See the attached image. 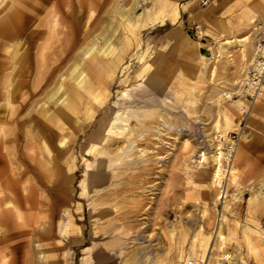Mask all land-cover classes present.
Segmentation results:
<instances>
[{
	"label": "rangeland",
	"instance_id": "obj_1",
	"mask_svg": "<svg viewBox=\"0 0 264 264\" xmlns=\"http://www.w3.org/2000/svg\"><path fill=\"white\" fill-rule=\"evenodd\" d=\"M14 5L0 27V264H264V94L244 85L256 15L240 9L230 44L186 26L178 56L161 45L169 26L145 29L159 18L147 0H0V25ZM219 133L239 137L226 199Z\"/></svg>",
	"mask_w": 264,
	"mask_h": 264
},
{
	"label": "crops",
	"instance_id": "obj_2",
	"mask_svg": "<svg viewBox=\"0 0 264 264\" xmlns=\"http://www.w3.org/2000/svg\"><path fill=\"white\" fill-rule=\"evenodd\" d=\"M147 2L151 3V8L149 10L155 11L159 18L145 27V29L155 25H158L160 28L169 26V28H164L160 34L161 45L163 49L176 51V55L178 56L180 55L183 44L185 45L187 41L190 43L193 41L185 32L186 26L193 27L195 24H202V34H204V36L210 39L221 38L223 36L232 37L228 38L231 40L226 39L224 42V44H230L235 37V31L230 26L233 25V21L241 18L239 13L240 9H246L248 16L245 21H249V18L253 17L251 14H255L258 19L264 15V0H217L216 2L213 1L214 3H212V5H209L214 6L216 3L217 7L203 10L198 8L195 3L196 0H147ZM175 9L179 12L176 21L171 17ZM220 16H224V18ZM235 40L242 45L241 42L247 40V37L236 38ZM196 48L199 49V47ZM245 49L247 54H249V51L252 49L250 53L252 54L253 46H251L249 42L245 45ZM175 60L173 64L180 65L186 63L183 58H176ZM192 61V65H195L197 63V58H194ZM3 176L4 175L0 171V179L3 178ZM2 183V180H0V193ZM3 202V198H0V205ZM10 203L11 205H8ZM6 205L13 206L12 199H8ZM86 247L83 248L84 252Z\"/></svg>",
	"mask_w": 264,
	"mask_h": 264
},
{
	"label": "built area",
	"instance_id": "obj_3",
	"mask_svg": "<svg viewBox=\"0 0 264 264\" xmlns=\"http://www.w3.org/2000/svg\"><path fill=\"white\" fill-rule=\"evenodd\" d=\"M209 0H201L202 5H207ZM195 29L198 30L199 26L195 25ZM253 44H254V59L250 66L247 68L244 76V85L248 87L249 84L253 86V91L250 97H254V100L258 95L264 94V15L257 19L253 27ZM217 148L215 149L216 155L219 156L222 162L223 169H227L234 166L235 154L239 137L237 134L223 135L219 133L216 136ZM221 153V154H220ZM224 172L225 178L227 172ZM224 176L222 184L219 187L220 198H227V190L224 187Z\"/></svg>",
	"mask_w": 264,
	"mask_h": 264
},
{
	"label": "bare ground",
	"instance_id": "obj_4",
	"mask_svg": "<svg viewBox=\"0 0 264 264\" xmlns=\"http://www.w3.org/2000/svg\"><path fill=\"white\" fill-rule=\"evenodd\" d=\"M14 6H15V7H14ZM14 6H13V7H14L13 12H14V13L9 17V20L7 19V21L1 23L0 27H5V28H7L8 26H10V24H12V22L14 21V18L17 17V15H18V10H17L18 7H16V5H14ZM22 6H23V5H22ZM176 6H177V3H176ZM20 8H21V7H20ZM174 8H175V7H174ZM178 13H179V12H177V9H175L174 12L172 13V19H173V20L176 21V19L178 18ZM7 14H8V13H7ZM145 15H146V13L143 12L140 16H138V17L136 18L135 21L142 19L143 17H145ZM7 16H8V15H7ZM122 17L125 19L126 22H128V23L130 24V26H132L131 29H130V32H131L133 35L136 36V34H135V33H136V27H135V25H134V22L132 21L133 18H131V14L129 13V11H127V12H125V13H122ZM126 24H127V23H126ZM127 25H128V24H127ZM110 40H111V39H110L109 37H108L106 40H104V41H105V45H107L108 47H109V42H110ZM107 46H106V47H107ZM243 50H244V49H243ZM251 50H252V49H251ZM251 50L249 51L250 53H251ZM250 53H249V54H250ZM253 53H254V52H253ZM249 54H247V51L245 50V55H249ZM252 55H253V54H252ZM244 58H245V57H244ZM253 58H254V57H253ZM111 61H112V60H111ZM73 73H74V72H73ZM82 73H83V72H82ZM80 76H81V73H79L78 75H76V77L74 78L75 81H77V80L80 78ZM78 81H79V80H78ZM79 82H80V81H79ZM248 87H249V88H248V91H253V86H252L251 84H249ZM249 89H250V90H249ZM143 95H144V94H143ZM64 97H65V96H64ZM258 97H259V96H258ZM257 99H258V98H257ZM243 100H244V99H243ZM256 101H257V100H256ZM243 102H245V101H243ZM247 102H248V101H247ZM60 104H61V103H57V104H56V107H58V108L61 107ZM140 109H141V108H140ZM152 110H153V109H152ZM134 113H135V112H134ZM138 113H139V111H138ZM143 113H144V112H143ZM145 113H147V112H145ZM151 113H152V111H151ZM139 114H140V113H139ZM148 114H150V113H148ZM152 114H153V113H152ZM152 114H151V116H152ZM156 114H159V112L156 113ZM156 114H155V115H156ZM134 115H136V114H134ZM140 115H141V114H140ZM153 115H154V114H153ZM155 115H154V116H155ZM143 116H145V114H144ZM92 117H93V116H91V114H90V112H89V113L87 114V118L90 120V119H92ZM138 117H139V116H138ZM145 117H146V116H145ZM157 117H158V116H157ZM115 118H116V117H115ZM140 118H141V117H140ZM148 118H149V117H148ZM116 119H117V118H116ZM128 119H129V118H128ZM136 119H137V118H136ZM165 119H166V118H165ZM117 120H118V119H117ZM117 120H116V121H117ZM149 121H150V120H149ZM117 122H118V121H117ZM125 122H126V121H125ZM139 122H141V124H142V121L139 120ZM169 122H170V121H169ZM110 123H111V122H110ZM114 123H115V122H114ZM119 123H121V122H119ZM133 123H134V122H133ZM162 123H163V122H162ZM171 123H172V122H171ZM112 124H113V123H112ZM125 124H126V123H125ZM141 124H140V125H141ZM130 125H131V124H130ZM140 125H139V127H140ZM143 125H144V123H143ZM173 125H174V124H173ZM173 125H171L170 123L164 121V126H166L169 130L172 129V126H173ZM111 126H113V125H111ZM131 126H132V125H131ZM135 126H136V125H135ZM117 127H119L120 129H122V128H123V125H122V128H121L120 126H117ZM124 127H125V126H124ZM139 127H138V128H139ZM141 127H142V126H141ZM173 127H174V126H173ZM103 128H104V127H103ZM119 128H118V129H119ZM131 128H132V127H131ZM131 128L129 127V129H131ZM138 128H137V129H138ZM167 128H166V129H167ZM143 129H144V128H143ZM153 129H154V128H153ZM158 129H159V128H158ZM145 130H146V129H145ZM159 130H160V129H159ZM124 131H125V130H124ZM133 131H134V130H133ZM139 131H140V130H139ZM107 132H108V131H107ZM116 132H118V131H116ZM140 132H142V128H141V131H140ZM143 132H145V131H143ZM114 133H115V132L112 131V132H111V135H115ZM126 133H127V132H126ZM126 133H124L123 130H121V132L119 131L118 134H117V133H116V134H117V136H118V135H119V136L122 135V137H123V135H124V138H125L126 141H127V140H129V136H126V135H125ZM130 133H132V132L130 131ZM138 133H139V132H138ZM107 134H108V133H107ZM107 134H106V135H107ZM109 134H110V132H109ZM127 134H128V133H127ZM140 134H141V133H140ZM140 134H139V135H140ZM143 134H144V133H143ZM143 134H142V135H143ZM100 135H101V134H100ZM102 135H103V134H102ZM137 135H138V134H137ZM104 136H105V134H104ZM115 136H116V135H115ZM115 136H114V137H115ZM99 137H100V136H99ZM131 137H132V135H131ZM135 137H136V135H135ZM139 137H140V136H139ZM100 138H101V140H102V137H100ZM120 138H121V137H120ZM120 138H119V139H120ZM140 138H141V137H140ZM117 139H118V138H117ZM130 139H131V138H130ZM101 140H100V141H101ZM133 140H134V141H135V140L137 141L138 139L136 138V139H133ZM117 141H118V140H117ZM117 141H116V139H114V138H110L109 141H108V144H107V145H108V148H111L112 143H113V144H114V143H117ZM122 141H123V140H122ZM126 141H124V144H125ZM101 142H103V141H101ZM104 142H105V141H104ZM104 142H103V143H104ZM129 142H130V143H129ZM129 142H126V143H128L129 145L132 146L133 144L131 143V140H130ZM103 143H102V145H103ZM119 143H120V142H119ZM122 143H123V142H121V145H123ZM136 143H137V142H136ZM100 144H101V143H100ZM107 145H106V146H107ZM117 145H118V144H117ZM119 145H120V144H119ZM129 145H128V148H129ZM134 145H135V144H134ZM99 146H100V145H99ZM115 146H116V145H115ZM115 146H113V147H115ZM124 146H125V145H124ZM83 147H84V146H83ZM88 147H89V146H88ZM95 147H96V146H95ZM95 147H94V148H95ZM117 147H119V146H117ZM139 147H140V146H139ZM94 148H93V149H94ZM115 148H116V147H115ZM119 148H122V147H119ZM128 148H127V150H126V148H125V150L128 151ZM89 149L91 150V147H90ZM103 149H104V148H103ZM103 149H101V150L103 151ZM106 149H107V148H106ZM120 150H121V149H120ZM129 150L132 151L131 148H130ZM92 151H93V150H92ZM98 151H99V150H98ZM107 151H108V150H107ZM131 151H130V152H131ZM94 152H95V151H94ZM103 152H104V151H103ZM103 152H102V153H103ZM118 152H119V151H118ZM130 152H129V153H130ZM133 152H134V151H133ZM116 153H117V152H116ZM116 153H115V154H116ZM131 153H132V152H131ZM142 153H144V152H142ZM100 154H101V153H100ZM132 154H133V153H132ZM144 154H145V153H144ZM220 154H221V153H220ZM93 155H94V154H93ZM93 155H92V156H93ZM96 155H97V154H96ZM104 155H105V152H104V154H103L102 156H104ZM117 155H118V156H117ZM141 155H143V154H141ZM141 155H140V156H141ZM122 156H123V155H122ZM133 156H135V155H133ZM137 156H138V155H137ZM140 156H138V157H140ZM105 157L108 158L106 155H105ZM111 157H112V156H111ZM113 157H114V155H113ZM115 157H117V159H119L120 161H124V160H125L123 157H121V154H120V156H119V154H116ZM115 157H114V158H115ZM93 158H94V157H93ZM101 158H102V157H101ZM103 158H104V157H103ZM103 158H102V159H103ZM114 158H113V159H114ZM218 158H219V157H218ZM91 160H92V159H91ZM111 160H112V159H111ZM115 160H116V159H115ZM115 160H114V161H115ZM119 160H118V161H119ZM133 160H134V158H133ZM144 160H145V159H144ZM118 161H117V162H118ZM134 161H135V160H134ZM217 161H219V159H218ZM87 162H88V161H87ZM101 162H103V161L101 160ZM125 162H126V161H125ZM125 162H124V163H125ZM138 162H139V161H138ZM90 163H91V162H90ZM105 163L107 164V162H105ZM113 163H115V162H113ZM126 163L129 164V162H126ZM143 163H144V162H143ZM94 164H95V163H94ZM130 164H131V161H130ZM100 165H101V164H100ZM123 165H124V164H123ZM134 165H135V164H134ZM97 166H98V165H97ZM106 166L109 167L108 165H106ZM110 167H111V166H110ZM114 167H115V166H114ZM127 167H129V166H127ZM103 168H105V167H103ZM116 168H117V167H116ZM130 170H131V169H130ZM227 170L230 172V178H231L232 180H234V179H235V173H234V170H233V165H232L231 167H229ZM110 171H111V170H110ZM115 171H116V170H115ZM225 171H226V170L223 169L222 165H220V164L218 163L217 171H215V173H214V174H216L215 177H216V178H220V175H222V173H224ZM228 171H227V172H228ZM111 173H112V172H111ZM110 175H111V174H110ZM87 177H88V176H87ZM222 177H223V176H222ZM227 177H228V176H227ZM118 178H119V177H118ZM224 178H225V177H224ZM135 179H136V178H135ZM214 179H215V178H214ZM113 182H114V180H113ZM113 182H112V184H113ZM216 182H217V181H216ZM217 183H218V182H217ZM81 184H82V183H81ZM89 184H90V183H89ZM117 184H118V183H117ZM114 185H115V184H114ZM83 189L86 190L85 187H84ZM81 192H82V191H81ZM81 194H82V193H81ZM83 194H84V193H83ZM95 194H96V193H95ZM116 194H117V193H116ZM85 195H86V194H85ZM98 196H99V195H98ZM84 197H85V196H84ZM256 197H257V196H256ZM106 202H107V201H106ZM104 204H105V203H104ZM107 206H108V205H107ZM227 207H228V206H227ZM226 209H227V208H226ZM227 210H228V209H227ZM112 232H113V231H112ZM219 232H220V230H219ZM110 233H111V231H110ZM217 233H218V232H217ZM220 233H221V232H220ZM113 234H114V233H113ZM124 234H125V233H124ZM218 234H219V233H218ZM111 235H112V234H111ZM119 235H120V234H119ZM114 236H115V235H114ZM116 236H117V235H116ZM222 236H223V235H222ZM122 237H123V235H122ZM122 237L120 236V238H122ZM185 238H186V237H185ZM219 238H220V237H219ZM222 238H224V237H222ZM113 239H116V237L113 238ZM113 239H112V240H113ZM134 239L137 240L136 238H134ZM194 240H195V239H194ZM108 241H109V240H108ZM138 241H139V240H138ZM138 241H137V242H138ZM120 242H121V241H120ZM122 242H123V241H122ZM116 243H117V242H116ZM111 245H112V244H111ZM118 245H119V244H118ZM122 245H123V243H122ZM123 246H124V245H123ZM123 246H122V247H123ZM108 248H109V246H108ZM111 248H112V247H111ZM139 248H140V247H139ZM97 249H98V248H97ZM112 249H113V248H112ZM95 250H96V249H95ZM98 250H99V249H98ZM146 250H147V249H146ZM89 251H90V250H88L86 253L89 254ZM91 251H92V250H91ZM91 251H90V253H92ZM131 251H132V250H131ZM135 251H136V250H135ZM93 252H94V251H93ZM104 253H105V252H104ZM126 253H127V252H126ZM133 253H134V252H133ZM138 254H139V253H138ZM89 255H90V254H89ZM133 256H134V255H133ZM137 256H138V255H137ZM140 256H141V255H140ZM90 259H91L90 257H88V256L86 257V259H85L86 264H92L91 261H90ZM144 259H145V258H144ZM146 259H147V257H146ZM91 260H92V259H91ZM124 260H126V259H124ZM124 260H123V262H124ZM162 260H163V259H162ZM101 261H102V260H101ZM101 261H100V262H101ZM120 261H121V260H120ZM153 261H154V260H153ZM97 262H98V261H97ZM147 262H148V260H147ZM159 262H160V261H159ZM121 263H122V262H121ZM153 263H154V262H153ZM162 263H163V262H162ZM167 263H168V262H167ZM93 264H94V263H93ZM142 264H143V263H142ZM155 264H156V263H155Z\"/></svg>",
	"mask_w": 264,
	"mask_h": 264
}]
</instances>
